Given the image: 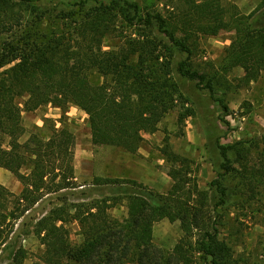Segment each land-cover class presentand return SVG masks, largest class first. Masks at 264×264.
I'll return each instance as SVG.
<instances>
[{"label":"trees","instance_id":"1","mask_svg":"<svg viewBox=\"0 0 264 264\" xmlns=\"http://www.w3.org/2000/svg\"><path fill=\"white\" fill-rule=\"evenodd\" d=\"M30 2L0 0V168L23 185L16 195L0 183V247L9 245L16 224L46 195L74 186L75 135L66 126H54L48 138L32 133L24 146L25 112L47 105L60 110L77 106L89 117L94 146L137 154L144 135L158 132L176 108L181 93L172 74L173 55L154 35L153 27L188 55L179 74L207 90L225 113L228 106L213 96L217 77L209 79L188 68L201 38L238 31L219 72L227 75L241 68L245 85L258 81L264 72V26L253 28L248 17L236 7L224 6L222 0H170L168 18L161 13L140 17L141 7L129 0L96 2L92 7L76 3L61 8L56 19H48L47 28L41 18L25 19L23 6ZM260 8L264 9V0ZM121 21L135 33L122 34L117 45L105 50L106 38L118 32ZM253 143L220 150L225 174L234 173L240 188L255 193L264 186V157L260 163L249 159L250 149L260 147ZM238 146L242 167L234 169L229 151ZM161 152L173 181L162 205L130 195L123 221L109 213L118 197L57 208L37 222L35 235L44 247L42 263L195 264L200 253L211 264H229L231 250L218 242V227L201 220L207 199L196 177L192 179V161L176 154L168 139ZM100 182L119 183L96 180ZM213 184L220 193L218 207L224 206L227 191L217 180ZM196 200L198 206L193 204ZM165 219L182 223L184 235L172 251L154 244L155 224ZM71 223L80 226L83 241L79 245L71 241L67 228ZM194 231L200 232L195 241ZM26 258L27 251L19 249L16 264Z\"/></svg>","mask_w":264,"mask_h":264},{"label":"rangeland","instance_id":"2","mask_svg":"<svg viewBox=\"0 0 264 264\" xmlns=\"http://www.w3.org/2000/svg\"><path fill=\"white\" fill-rule=\"evenodd\" d=\"M108 1L118 0H32L24 4V16L31 22L41 18L43 26L47 28L48 19H56L63 7L76 3H86L92 7L97 5L96 2ZM129 1L141 7L140 17L147 13H161L170 17V0ZM222 3L226 7H236L241 15L249 18L253 28L264 26V9L260 8V0H222ZM119 23L118 32L106 38L105 50L117 45L122 34L135 33L123 25L122 21ZM152 31L173 55L172 74L179 85L181 97L177 100L176 108L160 124L159 131L144 135L141 153L140 150L137 154H129L121 148L94 146L89 117L74 105H69L66 110L47 105L23 114L27 130L21 138L24 146L32 133L48 138L54 126L58 129L66 126L75 135V180L73 188L46 195L16 224L9 245L0 247V264H16L19 249L27 251V258L21 264H43L41 256L44 247L35 235L37 222L57 208L118 197L117 205L109 213L115 219L123 221L128 216L127 198L130 195H139L152 204L162 205L164 196L173 185L168 175L169 165L161 152L166 139L176 154L192 161V179L196 177L199 190L206 194L207 199L204 218L201 220L218 227V242L224 243L231 250L233 258L229 264H264V186H260L255 193L240 188V180L234 173L225 174L220 150L221 146H236L240 143L249 147L254 142L253 146L260 144V147L250 149L249 159L260 163V159L264 157V72L258 81L249 85L241 82L244 77L241 68L227 75L219 72L223 66L225 51L238 31L223 32L215 38H201L198 52L188 60V68L209 79L217 77L214 80L213 96L228 106L229 112L225 113L207 90L198 88L196 81L179 74L178 68L188 59V55L173 46L164 34L159 33L157 26ZM236 149L229 151L231 167L240 169L243 160L240 161L238 156L240 146ZM92 154L96 157L94 160L84 158ZM80 167L86 174L80 175ZM104 172L108 175H103ZM97 179H116L119 183L105 185L100 182L102 184L98 185ZM216 180L227 191V203L221 207H218L220 193L213 184ZM0 183L16 195L23 191L22 183L4 169L0 170ZM193 204L198 206L197 200ZM67 228L70 230L72 243L79 245L83 241L80 226L71 223ZM194 233L196 236L193 241L198 239L200 232ZM183 235L180 221L172 223L165 219L155 224L154 244L172 251ZM194 261L195 264H211V259L200 253Z\"/></svg>","mask_w":264,"mask_h":264},{"label":"crops","instance_id":"3","mask_svg":"<svg viewBox=\"0 0 264 264\" xmlns=\"http://www.w3.org/2000/svg\"><path fill=\"white\" fill-rule=\"evenodd\" d=\"M141 152H142V151H141V149H140V152H139V153H141ZM84 158H87V160H89V159L94 160L96 157L92 154V155H88V156H86V157L84 156ZM0 170H1V168H0ZM81 174H83V175L86 174V171H85L82 167H80V175H81ZM92 174H93V173H92ZM104 174H107V173L104 172L103 175H104ZM107 175H108V174H107ZM157 183H158V182H157ZM157 186H158V187H157V189H158V188H159V185L157 184Z\"/></svg>","mask_w":264,"mask_h":264}]
</instances>
